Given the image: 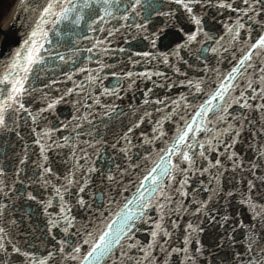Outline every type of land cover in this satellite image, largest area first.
<instances>
[{
    "label": "water",
    "instance_id": "95a60500",
    "mask_svg": "<svg viewBox=\"0 0 264 264\" xmlns=\"http://www.w3.org/2000/svg\"><path fill=\"white\" fill-rule=\"evenodd\" d=\"M230 2L243 7L242 0ZM43 3L44 0L18 2L6 32L11 34V41L14 42L0 48V75H3L11 53L27 38L36 15L24 11L21 5L35 8ZM156 3L161 12L173 14L158 16L152 12L147 31L135 28L134 23L142 22L139 17L135 21L131 17L128 21L119 22L112 19L105 26L119 29L112 37H108L107 31L91 33L86 25L82 26L84 35L105 40V43L89 54L86 49L91 47L94 39L66 36L62 41L65 46L58 50L72 55L68 48L72 47L73 41H77L82 53L76 54L75 66L71 61L53 62L45 54L49 62L43 66V71L30 74L26 84L28 91L22 98L28 111L9 112L7 126L0 128V228L4 229L0 233V243L7 249L6 252L0 250V264H34L41 259H45L46 264H75L68 259L70 247L66 246L64 254L59 251L60 240L77 239L75 236L67 237L61 231L65 225L61 218L60 196L63 195L64 206L70 208L71 216L75 217V228L69 229L70 233L78 228L82 231V226L87 225L90 219L94 220L92 214L97 207L101 204L109 207L110 198L118 202L124 197L131 198L136 185L147 174L145 169L151 168L160 150L170 145L177 122L182 125L180 116L186 114V118L190 119L195 114L194 109L198 110L199 104L209 98L208 93L218 86V77L226 76L238 63L244 54L246 42H255L261 33L259 23L248 21L251 32L246 26L240 30V36L233 40L235 33L229 34L225 25H234L237 13L227 9L217 10L214 6L216 0H211L213 6H197L194 9L201 18L203 30L199 32L181 6L170 0H156ZM193 32H196V38L189 41L188 36ZM177 45L180 47L177 48ZM144 52L150 55H141ZM89 55L90 60L86 59ZM164 55L168 57L167 64L164 63ZM100 62L107 65L102 71L99 70ZM253 63L260 62L254 57ZM80 68L87 71L80 72ZM128 72L133 75L128 77ZM64 73L72 74V80L67 79ZM90 73L100 77L99 83H89L87 77ZM141 73L153 75L149 78L147 75L141 76ZM235 75L237 85L246 83L247 78L255 79L259 85L258 68L255 71L253 68H241L240 73ZM53 80L55 84L51 83ZM189 80L192 81L191 87ZM82 82L85 85L83 92L74 88V84ZM197 83L201 85V92L196 91ZM68 88H74L71 97L64 96ZM104 88L117 90L118 97L103 94ZM149 89L151 92L146 97L145 93ZM235 94L238 95V91ZM61 96H64V101L57 103L53 110H48L47 104ZM97 99L100 104L95 103ZM145 99L149 100L148 104L144 103ZM157 100L163 103L157 104ZM75 101H79V105L74 104ZM252 103L258 104L260 101L257 99ZM174 108L179 113L175 120H164V114L172 115ZM106 111L108 115H105ZM229 111L237 115L240 109L238 105H233ZM145 112L150 115L145 117ZM244 112L252 123L244 125L236 143L232 144L231 136H221L222 141L227 139L232 145L227 149L228 155H221L225 152L223 144L208 154L213 163L219 156L222 166L214 167L203 175L196 171L185 188L188 193L186 197L173 192L177 203L170 207L179 210L182 205L184 210L165 217V225L172 233L166 247L169 252L171 247L183 248L184 237L189 235L187 256L193 259H186L184 253L171 254L168 264H181V261L193 264V260L195 264H231L233 252L243 251L245 242L237 224L241 220L248 224L252 214L246 204L240 203L241 194L251 195L257 204L264 203V113L247 109ZM74 116L77 119L74 120ZM141 117H144L143 122H140ZM211 119L209 132L200 136L206 144L217 131L216 119ZM157 120L162 122L167 135L161 137L157 132L151 143H145V137H153L152 130ZM136 123H139L138 128L133 127ZM129 127H133V132L128 134L130 143L124 139ZM219 127L227 125L221 124ZM64 137L69 138L67 142ZM38 139L40 143H36ZM41 144L44 145L43 153ZM213 147L216 148V145ZM232 152L236 153L235 166L233 160L228 158ZM146 156L149 157L147 161ZM201 163L207 167V161H201L197 156V168ZM183 166L188 167L187 164ZM90 168L95 170L89 172ZM109 175L113 177L111 182L108 180ZM182 178L177 176L176 187H179ZM250 180L255 185L251 193L248 185ZM201 181L206 190H201ZM80 187H84L85 191L80 192ZM56 189H60L59 195ZM80 197L92 207H81L78 204ZM110 207L113 211L117 210L115 203ZM197 208L201 211L197 212ZM150 215L159 218L155 211ZM224 216L229 217L227 222L222 220ZM57 218H61L59 226L52 227L49 221ZM169 220H176L178 227L172 228ZM189 223L203 228V231L189 234L186 232ZM148 227L146 225L137 234V239L145 243L151 239ZM229 236L234 239L229 240ZM13 247L19 248L20 252H13ZM87 247L83 245L84 250ZM198 247L202 248L201 253L196 252ZM25 252L29 254L27 257L23 255ZM49 252L52 253L51 257L48 256ZM155 254L160 264H164L165 254L159 248Z\"/></svg>",
    "mask_w": 264,
    "mask_h": 264
},
{
    "label": "snow or ice",
    "instance_id": "6c2138e0",
    "mask_svg": "<svg viewBox=\"0 0 264 264\" xmlns=\"http://www.w3.org/2000/svg\"><path fill=\"white\" fill-rule=\"evenodd\" d=\"M178 6H181L188 14V18L197 26V32L202 31L201 18L197 16L194 9L199 6L201 8L211 5V0H170ZM243 7L235 5L230 0H216L214 5L217 10L227 9L231 12H236L237 17L235 24L225 27L228 29L229 34L235 33L232 36L233 40H236L240 36V30L246 26L248 21L257 22L260 25L261 33L255 42L248 43L245 48L244 54L239 58L238 63L231 68V71L222 77H218V86L208 93V99L199 104L198 110L194 109V115L189 118L180 116V122H177L175 133L171 137L170 145L161 149L157 155V160L152 161L153 166L146 168V175H143L140 182L136 185V191L131 198L124 197L122 201H116L114 198L108 200L109 207H105L101 204L94 210L92 214L94 220L90 219L88 224L82 226L81 229H76L75 232H69V229L75 228V217L71 216V209L64 206V197L60 196L62 219L64 227L61 231L65 233V236H75V241L71 239H62L58 243L60 245L59 251L64 254L67 251V247L71 248L68 253V259L75 262V264H160V260L155 254V250L159 248V251L165 254L164 264H168V256L171 254L184 253L186 259H193L188 257L189 251L188 245L190 244L189 235L184 237V247L169 248L166 245L169 244V239L172 233L165 225V217L171 214H178L179 210H184L182 205L179 210H173L170 205L177 203L173 197V192L181 197L187 196L185 188L189 182L191 176L195 175L196 171H199L201 175L208 172L212 168H219L222 166V161L219 158L213 160L209 158V153L218 149L223 144L225 152L221 155H228L227 149L231 147L227 141L221 140V136H231L232 144L236 143V138H239L241 132L244 130V125L251 124L248 116L244 110H259L264 113V19H258L264 17V0H242ZM123 5V7H121ZM21 8L24 11H31L35 13V18L31 25L30 31L27 34V38L11 53L10 59L4 66V73L0 75V128L7 126V115L9 112L17 113L19 111L27 112L23 102V96L28 91L26 84L30 78V74L34 71H43V66L49 61L46 58L51 57L52 61L56 60L68 63L71 61L75 66L76 54L82 53V50L77 46L78 42L73 41L72 47L68 48V52L72 55L60 52L58 49L64 47L62 41L66 36H80L83 40H93V37L84 35L81 31L82 26L87 27V30L91 33L97 31H107L108 37H112L119 29L113 26L112 28H106L105 26L112 20L116 19L128 21L129 18L139 17L142 22L134 23L137 30L147 31L150 16L152 12L156 15L171 16V12H161L156 0H44L43 5H37L35 8L30 6L25 7L23 4ZM118 13H121L118 15ZM207 36L208 34L205 33ZM196 38V32L191 33L188 36V40H194ZM145 39H148L145 36ZM251 39V38H250ZM11 41V34L6 33L3 40H0V48ZM105 43V40L94 39L91 47H88L86 51L89 54L93 53V50L101 47ZM180 45H177L179 48ZM123 52V49H120ZM216 51L215 48L212 49ZM141 55L147 57L150 55L148 52H144ZM163 55V54H162ZM256 58L260 63L254 64L253 58ZM86 59H91V55ZM164 63H168V57L164 55ZM38 66H40L38 68ZM107 65L100 62V71ZM241 68H253L254 71L258 68L259 85L257 86L256 80L253 78H247L246 83L236 84V73H240ZM80 72L87 71L85 68L78 69ZM179 71V69H176ZM67 79L72 80V74L64 73ZM116 75V73H112ZM133 73L128 72L127 76L131 77ZM141 76L147 75L149 78L153 73H141ZM154 75H162V73H154ZM89 83H99L100 77L89 74L87 77ZM55 84L56 81H51ZM183 83V81L181 82ZM202 83V82H201ZM189 86H192V81H188ZM47 87V85H45ZM196 91L201 92V85L197 83L195 85ZM74 88H78L83 92L85 85L80 83L74 84ZM74 88H68L64 93V96L71 97ZM238 91V95L235 93ZM151 92V89L145 93L147 97ZM105 95H119L117 90H111L109 88L103 89ZM64 96H61L55 100H52L47 104L48 110H53L55 105L64 101ZM91 98V97H89ZM259 99L260 103L254 104L253 101ZM79 101H75L74 104L79 105ZM96 104H100V100L95 101ZM145 104L149 103L148 99L144 100ZM157 104H162L163 101H156ZM175 104V102H173ZM233 105H238L240 112L237 115H233L229 109L233 108ZM87 107H91L87 105ZM112 110H115L114 108ZM44 111V109H41ZM159 112L160 109H157ZM31 114V113H29ZM108 111L105 115H108ZM145 117L150 114L145 112ZM179 115L175 108L173 114H164L163 119L175 120V116ZM212 117H215L217 122L216 135L208 140L207 144L201 141L200 136L202 133L209 132V125L212 122ZM35 120V117H33ZM73 119H77L76 116ZM144 117L140 118V122H143ZM264 119V116H262ZM91 124V121H88ZM156 127L153 128V137H145V143H151L155 138V134L159 132L161 137L167 135L164 132L162 122L155 121ZM221 124H226L227 127H219ZM77 127H81L77 125ZM133 127H139V123L134 124ZM133 127H129L127 133L124 134L126 142L128 140V134L133 132ZM264 128V125H262ZM80 133L77 132V136ZM143 135V133H142ZM68 137H64L65 142L68 141ZM36 143H40L38 139ZM216 145V148L213 145ZM115 148L116 145H113ZM44 151V145L41 144V153ZM197 156L201 161H207V167L203 163L197 168L196 159ZM236 153L232 152L228 156L230 160H233L235 166ZM46 159V157H45ZM149 159L145 157V161ZM158 161V162H157ZM187 164L188 167L183 165ZM138 167V166H137ZM255 167V165H253ZM95 169L90 168L89 172ZM45 171H51V169H45ZM177 176L183 178L179 180V187H176ZM108 180L111 182L113 177L108 176ZM71 183V181H70ZM203 181H201V190ZM249 193L255 187L253 182H248ZM80 192H84L85 188L80 187ZM57 194H60V189L55 190ZM67 191V189H65ZM119 195V193H117ZM232 195L231 192L228 193ZM35 199V197H30ZM103 199V196H102ZM51 202H49L50 204ZM117 205V210L113 211L110 207L111 204ZM241 204H246L248 210L252 216L248 224H245L243 220L239 221L237 227L242 230V237L244 240L243 251H234L231 257V264H264V203L257 204L255 199L251 196H244L241 194ZM78 204L84 208H91L92 205L88 204L83 197L78 199ZM155 211L158 214V219L154 218L150 213ZM186 211V210H185ZM201 209L197 208V212ZM99 213V215H95ZM107 213V215H105ZM50 220L49 224L52 227H57L60 224V219ZM214 219V218H213ZM228 216L222 217L224 222H227ZM172 228L178 227L176 220L168 221ZM236 223V221H233ZM148 225V233L151 239L145 243L143 240L137 239V234L145 229ZM89 228L92 230L89 231ZM4 231L0 228V233ZM51 231V228L49 229ZM203 228L199 226H193L189 223L186 228V232L189 234L192 232H202ZM235 232V229H233ZM55 239V237H53ZM229 240H233V236L228 237ZM199 244V240L196 241ZM83 245H87V250H84ZM222 246V245H221ZM0 250L7 251L5 245L0 243ZM13 252L19 253L20 249L17 247L12 248ZM197 253L202 252V248L196 249ZM25 257L29 254L23 253ZM48 256L51 257L52 253L49 252ZM34 264H46L45 259H41ZM184 264V261H181ZM193 264H195L193 260Z\"/></svg>",
    "mask_w": 264,
    "mask_h": 264
},
{
    "label": "flooded vegetation",
    "instance_id": "af4514ba",
    "mask_svg": "<svg viewBox=\"0 0 264 264\" xmlns=\"http://www.w3.org/2000/svg\"><path fill=\"white\" fill-rule=\"evenodd\" d=\"M15 0H0V28L2 26L5 16L8 14L12 2Z\"/></svg>",
    "mask_w": 264,
    "mask_h": 264
},
{
    "label": "bare ground",
    "instance_id": "6f19581e",
    "mask_svg": "<svg viewBox=\"0 0 264 264\" xmlns=\"http://www.w3.org/2000/svg\"><path fill=\"white\" fill-rule=\"evenodd\" d=\"M13 11H14V9L12 10V12H11V14H10V17L8 16V17L5 19V21L2 23V26H1V28H0V40L3 39L5 33L7 32L8 28H9V26H10L9 22H10V20H11V18H12Z\"/></svg>",
    "mask_w": 264,
    "mask_h": 264
},
{
    "label": "rangeland",
    "instance_id": "374dc122",
    "mask_svg": "<svg viewBox=\"0 0 264 264\" xmlns=\"http://www.w3.org/2000/svg\"><path fill=\"white\" fill-rule=\"evenodd\" d=\"M16 1V0H15ZM13 4H14V1L12 2V5H11V7L13 6Z\"/></svg>",
    "mask_w": 264,
    "mask_h": 264
}]
</instances>
